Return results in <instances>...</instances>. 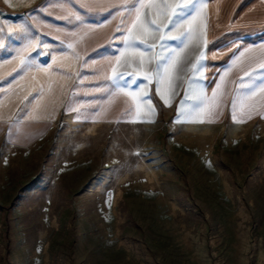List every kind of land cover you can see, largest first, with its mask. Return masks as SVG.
Wrapping results in <instances>:
<instances>
[{"label":"rangeland","instance_id":"obj_1","mask_svg":"<svg viewBox=\"0 0 264 264\" xmlns=\"http://www.w3.org/2000/svg\"><path fill=\"white\" fill-rule=\"evenodd\" d=\"M258 61L257 77L222 81L200 124L142 103L133 70L112 86L83 68L52 110L0 95V264H264L263 43ZM118 89L133 106L99 113Z\"/></svg>","mask_w":264,"mask_h":264},{"label":"crops","instance_id":"obj_2","mask_svg":"<svg viewBox=\"0 0 264 264\" xmlns=\"http://www.w3.org/2000/svg\"><path fill=\"white\" fill-rule=\"evenodd\" d=\"M108 1L112 8L94 13L83 0H0V95L5 100L41 95L45 108L52 110L83 68H106L108 77L116 69L133 70L132 78L124 80L145 86L135 88L142 103L157 98L167 107L176 105L180 121L200 124L208 109L213 112L228 76L244 69L240 78L252 79L253 72L257 77L258 50L264 44L258 0H196L195 11L189 9L191 15L175 28L166 27L172 11L193 0ZM134 3L144 5L135 27L136 12L129 15L127 10ZM98 15L105 16L100 25L87 23L88 17ZM152 20L158 30L145 23ZM133 39L134 46L126 43ZM162 58H169L175 68L161 77L158 87L156 71ZM118 98L133 106L131 95L118 89L99 113L115 112Z\"/></svg>","mask_w":264,"mask_h":264},{"label":"snow or ice","instance_id":"obj_3","mask_svg":"<svg viewBox=\"0 0 264 264\" xmlns=\"http://www.w3.org/2000/svg\"><path fill=\"white\" fill-rule=\"evenodd\" d=\"M195 2L196 0H193L192 3H188V4H183V5H177L174 10L172 11V14L171 16L169 17V24L166 25V27H172V28H175L177 26L180 25L181 21L182 20H185L187 19V17L189 15H191V12L189 11V9H191L192 11H195ZM144 5L143 4H132L131 6H127V10H128V13L129 15L132 14L133 10H135L136 12V17L135 19L133 20V27L136 26V23L139 21L140 19V8H143ZM165 8H170L172 7L171 5H164ZM173 18H175L173 20ZM145 23L149 26V27H153L155 29H159V25H156L155 21L152 20V21H145ZM129 36L132 35L131 31H129L127 33ZM183 36H187L188 33H182ZM164 37H161V40L163 41ZM171 39H177V37H172ZM126 43H131L133 46L137 43L136 40H131V41H128ZM139 43L143 44L145 43L144 41H139ZM146 47H151L150 45H146ZM172 55H175V50L173 49L172 50ZM176 64L179 63V57H177L176 61H175ZM199 63V61H198ZM261 68H264V64H261L260 65ZM175 68V65L172 64L171 60L169 58H162V60L160 62H158V66H157V71H156V78H157V86L159 87V84H160V80H161V77L164 75V74H167L170 69L171 70H174ZM251 75V74H249ZM113 79H115V75L112 77ZM254 87V84L252 85Z\"/></svg>","mask_w":264,"mask_h":264}]
</instances>
